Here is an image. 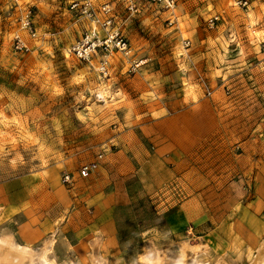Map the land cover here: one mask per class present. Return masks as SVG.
Masks as SVG:
<instances>
[{
    "label": "rangeland",
    "instance_id": "374dc122",
    "mask_svg": "<svg viewBox=\"0 0 264 264\" xmlns=\"http://www.w3.org/2000/svg\"><path fill=\"white\" fill-rule=\"evenodd\" d=\"M72 1L0 0V236L53 239L55 264L184 245L205 248L193 264H256L241 235L264 229V0H98L129 44L106 71L71 52L90 25Z\"/></svg>",
    "mask_w": 264,
    "mask_h": 264
},
{
    "label": "built area",
    "instance_id": "2783aa9c",
    "mask_svg": "<svg viewBox=\"0 0 264 264\" xmlns=\"http://www.w3.org/2000/svg\"><path fill=\"white\" fill-rule=\"evenodd\" d=\"M20 2L21 0H15ZM127 3L129 10L138 11L135 0H123ZM144 3H160L168 8H173L175 0H139ZM98 0H73L70 4L71 13L77 18H83L89 21V27L84 31L82 36L72 47V54L82 61H90L95 56L102 54L103 59L100 61V70L106 71L107 61L106 57L114 51L124 53L129 52V44L119 30L115 27V15L110 4L97 5ZM245 6L246 2H239ZM214 22L210 20V24ZM24 27L33 36L35 30L31 26L30 20L26 19ZM16 49L19 51L27 50V45L18 40ZM139 64L136 65L138 67ZM97 161L90 162L81 166L79 175L86 178L97 168ZM63 183H72V176L65 174L63 176Z\"/></svg>",
    "mask_w": 264,
    "mask_h": 264
},
{
    "label": "bare ground",
    "instance_id": "6f19581e",
    "mask_svg": "<svg viewBox=\"0 0 264 264\" xmlns=\"http://www.w3.org/2000/svg\"><path fill=\"white\" fill-rule=\"evenodd\" d=\"M52 244L53 239L47 241L42 248L35 250L28 246L19 245L18 243H16L14 237L11 235H2L0 236V264H55L52 259L47 257V252L51 249ZM98 244H100V242L94 243L93 246ZM201 247H191L188 245H184L182 249L183 254L180 257L167 255L168 253H161V256L159 253L151 252V255L149 254L150 258H143L144 260H142L141 264H193V260L187 259L189 256L188 254L200 253L201 251H203V249H205H202ZM89 257L91 264L106 263L104 262V260H102L104 258L101 256V254L93 253ZM255 260H257L256 264H264V242H262L260 247L258 248L257 259Z\"/></svg>",
    "mask_w": 264,
    "mask_h": 264
},
{
    "label": "crops",
    "instance_id": "0c3cea01",
    "mask_svg": "<svg viewBox=\"0 0 264 264\" xmlns=\"http://www.w3.org/2000/svg\"><path fill=\"white\" fill-rule=\"evenodd\" d=\"M261 234H263V235H261ZM241 236H242V239H244L243 243L244 242H246V244L256 243L257 246L255 249H258L260 247L261 243L264 242V229L260 228V230L258 232H252L250 230H247V232L243 233ZM238 246H240V243H237V247ZM241 248H246V247L242 246Z\"/></svg>",
    "mask_w": 264,
    "mask_h": 264
}]
</instances>
